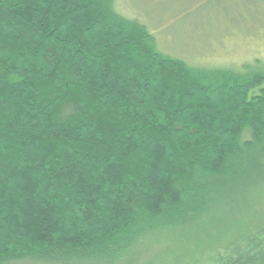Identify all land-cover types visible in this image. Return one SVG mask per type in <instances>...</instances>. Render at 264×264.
I'll list each match as a JSON object with an SVG mask.
<instances>
[{"label":"trees","instance_id":"1","mask_svg":"<svg viewBox=\"0 0 264 264\" xmlns=\"http://www.w3.org/2000/svg\"><path fill=\"white\" fill-rule=\"evenodd\" d=\"M114 1L0 0V264H264V61Z\"/></svg>","mask_w":264,"mask_h":264},{"label":"rangeland","instance_id":"2","mask_svg":"<svg viewBox=\"0 0 264 264\" xmlns=\"http://www.w3.org/2000/svg\"><path fill=\"white\" fill-rule=\"evenodd\" d=\"M125 17L144 24L158 49L192 65L239 68L264 61V0H115ZM147 250L130 264L150 262ZM156 253V250H155Z\"/></svg>","mask_w":264,"mask_h":264}]
</instances>
